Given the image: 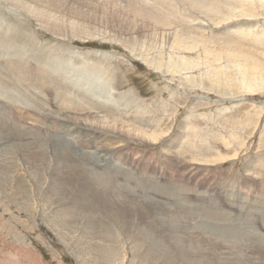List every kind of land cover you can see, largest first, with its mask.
<instances>
[{"label": "rangeland", "instance_id": "1", "mask_svg": "<svg viewBox=\"0 0 264 264\" xmlns=\"http://www.w3.org/2000/svg\"><path fill=\"white\" fill-rule=\"evenodd\" d=\"M0 264H264V0H0Z\"/></svg>", "mask_w": 264, "mask_h": 264}, {"label": "bare ground", "instance_id": "2", "mask_svg": "<svg viewBox=\"0 0 264 264\" xmlns=\"http://www.w3.org/2000/svg\"><path fill=\"white\" fill-rule=\"evenodd\" d=\"M22 1V0H21ZM26 1V0H25ZM188 1V0H187ZM11 2H13V1H11ZM181 2V1H180ZM193 2V1H192ZM212 2V1H211ZM25 3H27V2H25ZM14 4V3H13ZM181 4V3H180ZM196 4V3H195ZM22 5H23V3H22ZM162 7H164V6H162ZM26 8V7H25ZM206 8V7H205ZM208 8V7H207ZM212 8V7H211ZM68 10V9H67ZM176 10V9H175ZM198 10H199V8H198ZM206 11V10H205ZM207 12H209V11H207ZM206 12V13H207ZM219 12V11H218ZM211 13V12H210ZM201 15V14H200ZM177 16V15H176ZM179 18V17H178ZM182 31V30H181ZM196 31V30H195ZM240 33V32H239ZM247 34V33H246ZM241 35V34H240ZM235 36V35H234ZM180 38V37H179ZM75 39V38H74ZM260 40V39H259ZM4 43V42H3ZM4 45V44H3ZM126 45V44H125ZM8 47V46H7ZM10 47V46H9ZM26 48V47H25ZM8 49V48H7ZM54 49V48H53ZM187 50V49H186ZM90 53V52H89ZM76 55V54H75ZM3 59V58H2ZM14 61V60H13ZM36 61V60H35ZM44 61V60H43ZM50 62V61H49ZM88 63V62H87ZM57 64V63H56ZM56 66V65H55ZM45 67H47V66H45ZM46 69V68H45ZM47 70V69H46ZM54 70V69H53ZM67 71V70H66ZM55 72H56V70H55ZM52 73V72H51ZM54 73V72H53ZM94 74V73H93ZM63 75V74H62ZM65 76V75H64ZM63 77V76H62ZM61 77V78H62ZM67 77V76H66ZM56 78V77H55ZM80 82V81H79ZM56 83V82H55ZM103 83V82H102ZM58 84V83H57ZM65 84H66V82H65ZM83 84V83H82ZM15 85V84H14ZM67 85V84H66ZM65 85V86H66ZM25 87V86H24ZM81 87V86H80ZM67 88V87H66ZM19 89V88H18ZM31 90V89H30ZM62 90H64V89H62ZM66 90V89H65ZM83 90V89H82ZM70 91V90H69ZM75 91V90H74ZM107 91V90H106ZM105 91V92H106ZM71 92V91H70ZM69 92V93H70ZM87 92V91H86ZM30 93V92H29ZM99 93V92H98ZM8 94V93H7ZM64 94V93H63ZM101 94V93H100ZM40 95V94H39ZM105 95V94H104ZM63 96V95H62ZM68 96V95H67ZM23 98V97H22ZM36 98V97H35ZM40 98V97H39ZM66 98V97H65ZM67 99V98H66ZM95 99H96V97H95ZM70 101V100H69ZM43 103V102H42ZM30 104V103H29ZM89 105V104H88ZM64 106H65V104H64ZM90 106V105H89ZM42 107V106H41ZM85 108V107H84ZM94 108V107H93ZM75 109V108H74ZM86 109V108H85ZM90 109V108H89ZM99 109V108H98ZM43 110V109H42ZM84 110V109H83ZM82 110V111H83ZM78 111V110H77ZM120 116V115H119ZM66 117V116H65ZM98 117V116H97ZM115 117V116H114ZM83 118V117H82ZM100 118V117H99ZM98 118V119H99ZM144 118V117H143ZM69 119V118H68ZM75 120V119H74ZM89 121V120H88ZM92 121V120H91ZM109 122V121H108ZM116 122V121H115ZM119 122H120V120H119ZM92 123H94L95 125H99L98 127H100L101 126V128H105V129H107V127H111V126H107V125H110V124H108L107 123V121L106 120H100L99 122L97 121V123L96 122H92ZM104 123H106V124H104ZM87 124V123H86ZM151 125V124H150ZM152 125H153V123H152ZM86 126V125H85ZM119 126V125H118ZM116 127V125L114 126H112L111 128H108L107 130H109L110 129V131H112L113 133H114V131H117V129L118 128H115ZM156 128V127H155ZM129 130V129H128ZM119 131H121V130H119ZM123 131H125V134L128 136V137H130V139H134L135 141H139V142H141V143H146V142H154V140H152L153 138H151V137H147V136H145L144 134H143V132L142 133H132L131 131H126V130H123ZM124 134V135H125ZM114 135H115V133H114ZM126 136V137H127ZM55 137V136H54ZM124 137V136H123ZM147 138V139H146ZM118 139V138H117ZM162 139V138H161ZM55 140V139H54ZM160 140V139H159ZM56 141V140H55ZM58 141H60V140H58ZM55 143V146H54V148L56 147L57 149L56 150H58V152L61 154V155H63L64 157H70V149L69 148H66L65 146V143H64V145H62V143H61V145H60V143H56V142H54ZM99 143V142H98ZM185 143V142H184ZM186 144V143H185ZM69 146V145H68ZM100 148V147H99ZM50 149V148H49ZM46 150V149H45ZM56 150H54V151H56ZM98 150V149H97ZM48 151V150H47ZM57 152V151H56ZM57 152V153H58ZM170 152V151H169ZM60 154H59V156H60ZM57 155V154H56ZM61 157V156H60ZM78 161V160H77ZM91 161V160H90ZM98 163V162H97ZM63 164V163H62ZM63 171V170H62ZM85 173H86V171H85ZM80 177V176H79ZM78 178V177H77ZM83 178V177H82ZM83 183V182H82ZM91 189V188H90ZM100 193V192H99ZM108 193V192H107ZM97 196V195H96ZM98 196H100V195H98ZM105 196V195H104ZM109 201V200H108ZM260 203V202H259ZM196 211V210H195ZM182 218V217H181ZM164 220V219H163ZM188 222V221H187ZM183 226V225H182ZM190 228V227H189ZM247 228V227H246ZM184 231V230H183ZM238 232H239V230H238ZM194 236V235H193ZM191 238V237H190ZM203 238V237H202ZM225 240V239H224ZM185 255V254H184ZM212 257V256H211Z\"/></svg>", "mask_w": 264, "mask_h": 264}]
</instances>
